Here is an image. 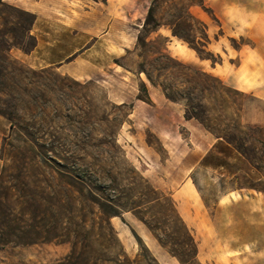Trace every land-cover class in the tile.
I'll return each mask as SVG.
<instances>
[{
  "label": "rangeland",
  "instance_id": "rangeland-1",
  "mask_svg": "<svg viewBox=\"0 0 264 264\" xmlns=\"http://www.w3.org/2000/svg\"><path fill=\"white\" fill-rule=\"evenodd\" d=\"M201 2L157 0L155 16L173 35L178 33L175 39L196 47L201 58L216 59L206 49V24L191 12L190 6ZM144 22L133 24L134 42L120 39L129 47L120 50L119 73L109 84L76 80L55 67L34 69L16 58L22 63L19 85L0 93L8 113L0 114V264H114L102 260L99 241L79 230L84 218L94 221L82 199L93 187H100L99 193H146L133 167L157 190L172 193L201 244L204 264L219 248L212 222L216 214L223 216L217 211L223 194L241 188L251 191L249 196L264 194V102L200 65L163 54V36L150 33L151 42L139 46L138 35L146 36ZM228 43L239 47L252 41L242 37ZM188 101L211 129L188 116ZM27 133L48 135L59 153L71 157L38 158ZM76 199L82 202L74 204ZM111 223L131 257L139 237L160 264H181L132 212L111 217ZM73 235L81 246L91 243V252L77 260L68 257Z\"/></svg>",
  "mask_w": 264,
  "mask_h": 264
},
{
  "label": "crops",
  "instance_id": "crops-1",
  "mask_svg": "<svg viewBox=\"0 0 264 264\" xmlns=\"http://www.w3.org/2000/svg\"><path fill=\"white\" fill-rule=\"evenodd\" d=\"M8 1L35 14L31 33L36 47L28 53L12 48L13 57L34 69L55 67L76 80L108 83L118 76L120 50L129 47L120 39L134 42L133 24L145 21L153 0ZM190 7L206 24V49L216 59L201 58L197 49L183 45L163 25L151 33L166 38L172 56L200 65L228 86L252 92L264 102V0H202ZM242 37L252 44L228 43ZM260 122L264 124V115ZM250 193L241 188L220 198L217 211L223 216L216 214L212 222L219 248L208 263L264 264V194Z\"/></svg>",
  "mask_w": 264,
  "mask_h": 264
},
{
  "label": "trees",
  "instance_id": "trees-1",
  "mask_svg": "<svg viewBox=\"0 0 264 264\" xmlns=\"http://www.w3.org/2000/svg\"><path fill=\"white\" fill-rule=\"evenodd\" d=\"M155 2L157 0H154L150 6L143 25L146 36L143 34L138 35V45L142 47L147 46L151 42L148 40L149 34L161 26L160 21L155 16ZM34 21L35 14L5 0H0V93L4 92L3 88L6 86L8 88V85L10 87L19 85L17 75L21 71L22 63L11 55V49L17 47L28 53L36 47L37 39L31 33ZM174 35H178V33L174 31ZM25 39H33L34 42L30 46H26L24 43ZM191 46L197 49L193 45ZM162 52L169 56L166 51V43ZM177 64L189 67V65L178 60ZM142 71L146 72L153 84L158 83L145 69H142ZM197 71L205 76H211L201 70ZM4 79H8V82L6 83ZM160 85L169 99L177 100V97L173 95L168 87L163 84ZM194 88H197V86L194 85ZM187 106L190 108L188 116L202 120L205 126L211 129L210 125L205 123L206 119L197 112L191 111L197 109L192 101H188ZM0 114H8L1 105ZM8 116L11 119L10 115ZM27 136L31 147L37 151L38 158L44 159L45 157L54 161H58L57 159L67 161L71 157L59 153L55 149L57 147L54 140L48 135L27 133ZM119 149L122 151L120 147ZM133 170L137 177L145 181L147 192L111 194L99 193L102 192L100 187L90 188V193L85 194L82 200L91 209L94 221L89 223L88 218H84L79 223V230L85 232L88 240L93 239V241L100 242V250L98 252L104 262L112 261L114 264H160L149 247L139 237H137L139 249L134 257H131L125 250L117 231L111 223V217L121 216L123 211H130L146 225L159 244L177 258L181 264H204L199 260V243L180 215L172 193L157 190L134 167ZM82 181L80 179L78 182L82 184ZM80 202H82L81 199H76L74 204ZM96 218L99 219L97 222ZM133 232L138 236L135 231ZM73 236L71 240L69 239L72 242V249L68 257L77 260L80 256L91 252L89 250L91 243L87 242L84 246H81L78 235Z\"/></svg>",
  "mask_w": 264,
  "mask_h": 264
},
{
  "label": "bare ground",
  "instance_id": "bare-ground-1",
  "mask_svg": "<svg viewBox=\"0 0 264 264\" xmlns=\"http://www.w3.org/2000/svg\"><path fill=\"white\" fill-rule=\"evenodd\" d=\"M181 52V51H180ZM184 53V52H183Z\"/></svg>",
  "mask_w": 264,
  "mask_h": 264
}]
</instances>
